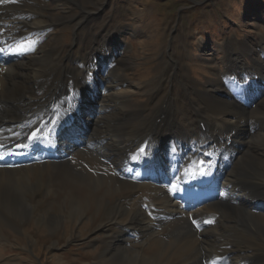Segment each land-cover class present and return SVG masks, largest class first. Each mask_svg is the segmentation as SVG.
Masks as SVG:
<instances>
[{
    "label": "bare ground",
    "instance_id": "bare-ground-1",
    "mask_svg": "<svg viewBox=\"0 0 264 264\" xmlns=\"http://www.w3.org/2000/svg\"><path fill=\"white\" fill-rule=\"evenodd\" d=\"M48 6L0 0V234L35 223L55 236L73 220L101 243L95 264H264V160L243 142L264 137L263 63L229 64L224 84L213 85L223 106L212 114L198 108L195 127H179L170 96L153 114L145 103L144 118L124 137L118 126L131 112L107 117L126 105L123 90L109 95L118 106L101 97L86 107L90 113L83 108L87 93L102 96L100 63L77 61L56 75L51 48L35 54L49 34ZM206 159L218 168L203 182L197 176Z\"/></svg>",
    "mask_w": 264,
    "mask_h": 264
},
{
    "label": "rangeland",
    "instance_id": "rangeland-1",
    "mask_svg": "<svg viewBox=\"0 0 264 264\" xmlns=\"http://www.w3.org/2000/svg\"><path fill=\"white\" fill-rule=\"evenodd\" d=\"M39 1L49 3L43 10V20L50 29L35 54L51 48L50 64L56 75L75 68L77 61L100 63L98 68L105 76L99 83L102 96L87 93L83 108L90 113V107H86L101 97L108 105L118 106L119 100L110 102L109 95L123 90L128 98L126 105L115 107L107 117L131 112V117L118 126L124 137L135 122L144 118L145 103V112L153 114L170 96H174L179 127H195L198 108L212 114L211 109L223 106L220 97H213V85L224 84L229 64L244 62L242 69H254L256 62L264 66V48L260 50L264 45V0ZM87 11L90 17L84 15ZM83 15L86 22L79 24ZM98 46L102 50H97ZM105 46L109 56L103 51ZM26 57L31 68L33 59ZM113 70L122 79L118 78L119 82L124 81L121 86L115 84V78L111 80L108 71ZM29 85L26 82L20 88L25 90ZM169 142L167 146L176 143L173 138ZM243 142L248 148L255 145V155L264 160V137H247ZM114 163L125 164L120 156L114 157ZM54 233L52 228L35 223L22 231L5 227L0 234V264H95L101 243L90 242L88 225L70 220L59 234L52 236ZM232 260L231 264H239Z\"/></svg>",
    "mask_w": 264,
    "mask_h": 264
},
{
    "label": "snow or ice",
    "instance_id": "snow-or-ice-1",
    "mask_svg": "<svg viewBox=\"0 0 264 264\" xmlns=\"http://www.w3.org/2000/svg\"><path fill=\"white\" fill-rule=\"evenodd\" d=\"M34 136H35V134H34Z\"/></svg>",
    "mask_w": 264,
    "mask_h": 264
}]
</instances>
